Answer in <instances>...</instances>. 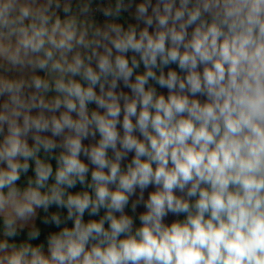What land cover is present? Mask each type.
Returning <instances> with one entry per match:
<instances>
[{
	"label": "clouds",
	"instance_id": "obj_1",
	"mask_svg": "<svg viewBox=\"0 0 264 264\" xmlns=\"http://www.w3.org/2000/svg\"><path fill=\"white\" fill-rule=\"evenodd\" d=\"M93 5L0 0V264H264V0Z\"/></svg>",
	"mask_w": 264,
	"mask_h": 264
},
{
	"label": "built area",
	"instance_id": "obj_2",
	"mask_svg": "<svg viewBox=\"0 0 264 264\" xmlns=\"http://www.w3.org/2000/svg\"><path fill=\"white\" fill-rule=\"evenodd\" d=\"M98 2H102V0H95L93 6L95 7V4L98 3ZM98 15H99V14H97V16H98Z\"/></svg>",
	"mask_w": 264,
	"mask_h": 264
},
{
	"label": "crops",
	"instance_id": "obj_3",
	"mask_svg": "<svg viewBox=\"0 0 264 264\" xmlns=\"http://www.w3.org/2000/svg\"><path fill=\"white\" fill-rule=\"evenodd\" d=\"M95 1V0H94ZM127 90V89H126ZM160 91H164L165 92V94H166V90H162V89H159ZM172 219V217H170L169 218V220H171Z\"/></svg>",
	"mask_w": 264,
	"mask_h": 264
},
{
	"label": "trees",
	"instance_id": "obj_4",
	"mask_svg": "<svg viewBox=\"0 0 264 264\" xmlns=\"http://www.w3.org/2000/svg\"><path fill=\"white\" fill-rule=\"evenodd\" d=\"M173 67H175V66H173ZM159 90V89H158ZM78 188H79V186H78Z\"/></svg>",
	"mask_w": 264,
	"mask_h": 264
}]
</instances>
